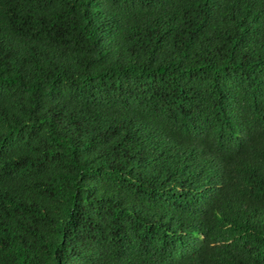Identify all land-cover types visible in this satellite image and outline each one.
Returning a JSON list of instances; mask_svg holds the SVG:
<instances>
[{
    "label": "trees",
    "instance_id": "trees-1",
    "mask_svg": "<svg viewBox=\"0 0 264 264\" xmlns=\"http://www.w3.org/2000/svg\"><path fill=\"white\" fill-rule=\"evenodd\" d=\"M0 264H264V0H0Z\"/></svg>",
    "mask_w": 264,
    "mask_h": 264
}]
</instances>
